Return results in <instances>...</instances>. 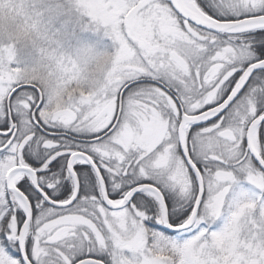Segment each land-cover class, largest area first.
<instances>
[{
    "label": "snow or ice",
    "instance_id": "1",
    "mask_svg": "<svg viewBox=\"0 0 264 264\" xmlns=\"http://www.w3.org/2000/svg\"><path fill=\"white\" fill-rule=\"evenodd\" d=\"M0 264H264V0H0Z\"/></svg>",
    "mask_w": 264,
    "mask_h": 264
}]
</instances>
